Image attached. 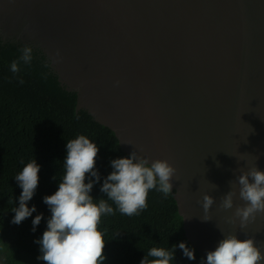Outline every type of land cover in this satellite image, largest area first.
Masks as SVG:
<instances>
[{
  "label": "water",
  "instance_id": "1",
  "mask_svg": "<svg viewBox=\"0 0 264 264\" xmlns=\"http://www.w3.org/2000/svg\"><path fill=\"white\" fill-rule=\"evenodd\" d=\"M11 16L41 33L33 38L77 93L76 112L129 157L175 168L184 236L202 260L229 234L264 254V213L243 228L233 215L245 204L236 178L264 172V0H0V21Z\"/></svg>",
  "mask_w": 264,
  "mask_h": 264
},
{
  "label": "trees",
  "instance_id": "2",
  "mask_svg": "<svg viewBox=\"0 0 264 264\" xmlns=\"http://www.w3.org/2000/svg\"><path fill=\"white\" fill-rule=\"evenodd\" d=\"M26 45L32 47L33 59L29 64L21 61L19 73L13 74L10 65ZM50 65L33 43L3 41L0 35V230L6 227L7 240L6 249L0 250V264H44L37 259L40 245L34 241L47 228L51 215L48 206L43 202L38 206L37 215L43 214V218L34 232L31 227V233L26 225L14 226L4 219L13 204L9 200L14 172L20 173L35 160L40 166L39 190L46 196L54 194L64 175L66 143L84 135L99 149L96 170L101 179L90 193L98 203V199L107 200L99 189L112 171L110 161L129 157L110 129L96 123L87 111L76 112L77 93L66 89ZM21 79L23 84L19 83ZM173 195L165 198L156 190L149 191L147 209L131 217L119 213L108 201L115 214L103 215L98 226L105 242L104 264H140L151 248L168 249L180 242L191 248ZM194 254L196 259L188 260L177 247L173 264H200L202 259L196 251Z\"/></svg>",
  "mask_w": 264,
  "mask_h": 264
},
{
  "label": "clouds",
  "instance_id": "3",
  "mask_svg": "<svg viewBox=\"0 0 264 264\" xmlns=\"http://www.w3.org/2000/svg\"><path fill=\"white\" fill-rule=\"evenodd\" d=\"M20 51L22 55L10 65L13 74L19 73L21 61L29 64L33 59L31 46L26 45ZM23 82L22 79L19 81ZM98 151L97 145L84 135L69 140L63 161L64 175L57 190L50 196L39 190L40 166L35 160L28 162L20 173L14 172L11 176L9 201L13 204L4 217L7 223L26 225L31 233V227L34 232L43 218V214L37 215L38 206L43 202L50 211L46 230L39 240L34 241L40 245L41 255L37 259L44 264H104L105 242L98 226L103 215L115 214L108 201L115 204L119 213L131 217L147 209L149 191L156 190L165 198L173 194L175 168L167 160L149 161L133 151L128 158L110 161L112 171L99 189L107 200L98 199L99 202L95 203L90 193L101 179L96 170ZM236 179L239 198L245 204L237 207L233 215L240 220L243 228L255 220L258 213H264V172L253 166L247 172H241ZM236 194L235 191H228L221 198L220 207L232 209ZM214 202V198L207 194L202 197L203 221L211 219L207 213ZM5 228L0 230V250L6 249ZM177 247L188 260L196 259L195 250L189 248L186 242H180L168 249L151 248L140 264H173ZM262 261L264 254L256 246L254 238L239 240L236 235L229 234L219 241L214 251L206 253V260L200 264H261Z\"/></svg>",
  "mask_w": 264,
  "mask_h": 264
},
{
  "label": "flooded vegetation",
  "instance_id": "4",
  "mask_svg": "<svg viewBox=\"0 0 264 264\" xmlns=\"http://www.w3.org/2000/svg\"><path fill=\"white\" fill-rule=\"evenodd\" d=\"M25 19V18H24ZM4 27H8V30L6 31L8 35L4 32ZM35 34H38L41 36V33H33L32 29L28 27L27 20H22L20 22L18 19L15 20L13 16L8 17L2 21H0V35L3 38H9V40H17V42L26 44V43H33V45L40 46V44L35 40L33 37ZM14 40V41H15ZM50 41V40H46ZM45 41V42H46ZM51 53L53 54L55 50L57 49L56 46H49Z\"/></svg>",
  "mask_w": 264,
  "mask_h": 264
}]
</instances>
